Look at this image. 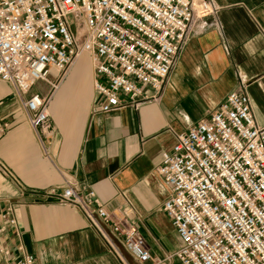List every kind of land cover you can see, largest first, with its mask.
<instances>
[{
	"label": "crops",
	"instance_id": "1",
	"mask_svg": "<svg viewBox=\"0 0 264 264\" xmlns=\"http://www.w3.org/2000/svg\"><path fill=\"white\" fill-rule=\"evenodd\" d=\"M213 17L195 20L156 100L137 108L120 96L110 113L92 88L87 59L62 75L51 71L34 84L32 95L51 97L52 130L36 136L20 100L0 80V212L16 226L0 233V264L23 255L35 264H179L171 257L179 237L161 210L169 191L156 172L176 137L210 118L232 91L249 98L256 123L264 127V0H212ZM92 189L105 210L119 217L125 208L144 239L150 259L138 260L122 238L105 228L101 238L76 208L57 202L63 174Z\"/></svg>",
	"mask_w": 264,
	"mask_h": 264
},
{
	"label": "built area",
	"instance_id": "2",
	"mask_svg": "<svg viewBox=\"0 0 264 264\" xmlns=\"http://www.w3.org/2000/svg\"><path fill=\"white\" fill-rule=\"evenodd\" d=\"M215 12L212 0H0V80L12 87L38 137L52 130L51 97L24 96L39 81L55 90L50 72L61 78L83 53L100 98L94 111L118 110L120 96L137 108L146 100L143 86L155 92L153 100L159 97L194 21ZM156 172L169 191L161 210L180 240L168 259L264 264V127L246 95L230 92L209 119L178 135ZM62 176L58 204L78 209L106 241L109 228L139 263L150 259L127 209L116 217L92 189ZM11 214L0 212V233L16 226ZM12 264L35 261L23 255Z\"/></svg>",
	"mask_w": 264,
	"mask_h": 264
},
{
	"label": "rangeland",
	"instance_id": "3",
	"mask_svg": "<svg viewBox=\"0 0 264 264\" xmlns=\"http://www.w3.org/2000/svg\"><path fill=\"white\" fill-rule=\"evenodd\" d=\"M74 32H75V33L77 32V34L79 35V36H77V37H79L80 40H81V39H82L81 36L83 35V32H84V31H83V28L79 27V28H77V31L74 30ZM78 58H79V59H78L77 61H79V60L82 59V58H85V59H87L88 63L91 64V62H90V57H89L87 54H85V53L81 54Z\"/></svg>",
	"mask_w": 264,
	"mask_h": 264
}]
</instances>
